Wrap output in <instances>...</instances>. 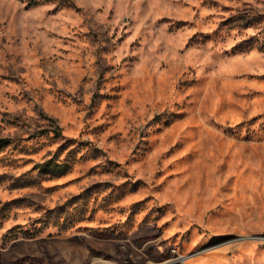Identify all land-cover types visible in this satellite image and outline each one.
<instances>
[{"label": "rangeland", "instance_id": "obj_1", "mask_svg": "<svg viewBox=\"0 0 264 264\" xmlns=\"http://www.w3.org/2000/svg\"><path fill=\"white\" fill-rule=\"evenodd\" d=\"M0 264H264V0H0Z\"/></svg>", "mask_w": 264, "mask_h": 264}, {"label": "trees", "instance_id": "obj_2", "mask_svg": "<svg viewBox=\"0 0 264 264\" xmlns=\"http://www.w3.org/2000/svg\"><path fill=\"white\" fill-rule=\"evenodd\" d=\"M55 133L57 135H60L61 134V128L58 125L55 127ZM65 167H66V165H64L62 163H57L55 165L54 169L65 168Z\"/></svg>", "mask_w": 264, "mask_h": 264}]
</instances>
